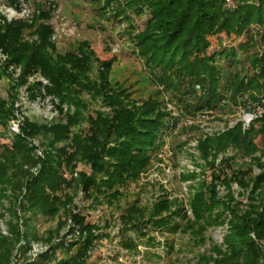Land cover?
Wrapping results in <instances>:
<instances>
[{
	"label": "trees",
	"instance_id": "1",
	"mask_svg": "<svg viewBox=\"0 0 264 264\" xmlns=\"http://www.w3.org/2000/svg\"><path fill=\"white\" fill-rule=\"evenodd\" d=\"M229 1L105 0L107 8L125 20L128 12L147 17L141 31L132 28L129 37L149 81L167 96L177 117L159 98L134 100L126 88L111 83L110 62L99 63L86 43L58 54L50 41L52 28L35 23L36 19L47 22L49 12L40 10L31 24L7 23L0 16V51L6 56L0 74L8 75L10 66L19 68L16 79L9 74L13 91L26 86L33 97L43 90L67 108L61 122L40 124L24 118L19 134L11 136L9 144H0V200L10 189L9 202H13L8 209L12 238L0 236V264H12L20 239L26 243L17 251L22 257L30 242L40 240L34 225L38 216L56 219V226L42 240L49 250L31 264H88L100 228L70 209L73 196L66 191L76 188L93 203L117 204L125 196L121 189L148 172L164 136L175 130L181 117L223 111L229 104L258 106L263 112L244 130L238 122L197 141L198 158L209 170V182L199 180L201 172L182 176L195 183L188 203L192 219L181 203L161 195L148 208L136 200L124 208L119 231L134 232L149 244L155 241L151 232L189 234L199 245L205 242L208 228L226 226L222 245L213 248L215 257L200 255L196 264H264V153L255 144L257 137L264 138V0ZM7 3L16 7L18 0ZM220 35L246 41L237 49L210 54V39ZM250 48L253 52L239 60L238 51L248 53ZM94 63L99 66L91 78ZM34 75L46 85L28 84ZM83 95L99 103L86 116ZM15 97L0 98L2 128L14 118ZM82 123L86 130L76 131ZM36 138L45 140L40 144L43 158L35 156L30 143ZM78 164L89 172H77ZM232 184L240 190L238 195H246V208H239ZM218 187L225 191L222 198ZM27 214L31 218L25 219ZM74 230L80 237L65 242ZM121 247L137 249L130 237L121 241Z\"/></svg>",
	"mask_w": 264,
	"mask_h": 264
},
{
	"label": "rangeland",
	"instance_id": "2",
	"mask_svg": "<svg viewBox=\"0 0 264 264\" xmlns=\"http://www.w3.org/2000/svg\"><path fill=\"white\" fill-rule=\"evenodd\" d=\"M226 2L231 4L229 0ZM40 10L49 12V20L46 22V20L36 19L35 23H46L52 28L50 41L55 45L58 54L72 52L79 44L86 43L99 63L110 62L108 80L111 83H117L126 88L134 100L159 98L172 116H178V111L167 100V96L149 81L147 72L136 56L132 39L129 37L133 33L132 28L141 31L147 17H136L132 12H128L129 19L125 20L120 14H114L109 6L107 8L105 0H18L16 7L8 5L7 0H0V16L7 23L23 21L31 24L33 17L37 16ZM245 41L244 37L237 40L228 39L224 35L213 37L210 39L209 53L221 49H237L238 45ZM252 52L251 48L248 53L238 51L237 56L239 60H243ZM5 61L6 56L0 51V65ZM98 66L94 63L91 78H95ZM19 72V68L13 66L8 68V73L13 80L18 77ZM9 74H0V98L8 101V96L15 95V111L14 118L8 122L7 126L0 127V144H9L10 137L19 134L24 118L40 124L64 120L63 114L67 110L65 105H60L56 98L46 95L43 90L34 93L33 97L30 96L26 86L13 91V80ZM34 82L46 85V81L38 75L28 78V84ZM81 98L87 104L85 116L99 108V103L88 95H83ZM262 112L258 106L229 104L223 111L199 113L193 118L181 117L175 130L164 136V145L148 172L136 184L122 188L121 191L123 190L125 196L113 206L104 202L93 203L83 198L80 190L76 188L67 190L66 192L73 196L70 209L80 213L86 223L100 228L99 240L95 248L88 253V264H196L198 256L213 255V248L222 245L223 237L227 232L226 226L208 228L204 234L205 242L199 245L191 240L189 234L168 235L156 232L150 233L155 241L149 244L145 239L136 236L134 232L128 231L126 235L121 234L119 217L123 209L135 200L141 206L148 208L159 196L166 195L168 199L181 203L187 210L188 218L192 219L188 203L193 194L190 187L195 183L184 181L182 176L201 172L199 180L209 182V170L198 158L197 141L204 136L223 133L238 122L242 123L244 130L253 119L260 117ZM16 127L18 133L14 132ZM77 130L85 131L86 124L82 123L76 128ZM44 141L36 138L30 142L38 158L44 156V148L40 145ZM255 144L260 153H264V138L257 137ZM230 154L229 150L227 155ZM79 171L89 172V169L83 164H78L77 172ZM32 173L36 174V169H33ZM217 190L219 197L222 198L225 191L222 187H218ZM232 191L235 201L240 204L239 208H246V195H238L240 190L236 184H232ZM24 192L22 189V192L17 195L16 203L21 202ZM11 195L10 189H7L4 192L5 198L0 200V236L8 239L12 238L9 231L10 214L8 212L9 206L13 203L9 202ZM18 215L23 216L19 209ZM24 216L25 219L31 218L29 214ZM20 224H22L21 220ZM34 225L40 240L30 242L22 257L17 251L25 247L26 243L20 239L15 247L12 264H31L49 250L50 246L42 240L46 234L55 229L56 219L52 221L38 216ZM66 231L65 228L61 234L64 235ZM79 235L80 233L74 230L70 236L66 237L65 242L72 238H79ZM129 237L136 245V250L130 251L121 247V241ZM59 257H61L60 254ZM26 258L28 261L25 263L23 260Z\"/></svg>",
	"mask_w": 264,
	"mask_h": 264
},
{
	"label": "built area",
	"instance_id": "3",
	"mask_svg": "<svg viewBox=\"0 0 264 264\" xmlns=\"http://www.w3.org/2000/svg\"><path fill=\"white\" fill-rule=\"evenodd\" d=\"M14 132L18 133V129H17V127H16V130H15ZM32 144H33V143H32Z\"/></svg>",
	"mask_w": 264,
	"mask_h": 264
}]
</instances>
